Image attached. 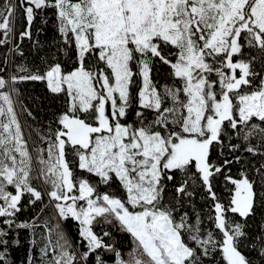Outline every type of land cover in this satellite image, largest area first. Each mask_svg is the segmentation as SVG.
Returning <instances> with one entry per match:
<instances>
[{"label": "snow or ice", "instance_id": "1", "mask_svg": "<svg viewBox=\"0 0 264 264\" xmlns=\"http://www.w3.org/2000/svg\"><path fill=\"white\" fill-rule=\"evenodd\" d=\"M49 14L54 59L71 67L55 59L0 75V264H14L20 230L30 234L27 264H109L106 253L114 264H255L249 246L264 264V225L247 230L264 214V163L259 190L245 171L231 174L243 166L237 153L264 158V0H4L0 47L18 38L10 51L23 56L19 44ZM27 81L63 104L35 156L12 99ZM200 191L206 214L193 206ZM109 228L131 237L127 258Z\"/></svg>", "mask_w": 264, "mask_h": 264}, {"label": "trees", "instance_id": "2", "mask_svg": "<svg viewBox=\"0 0 264 264\" xmlns=\"http://www.w3.org/2000/svg\"><path fill=\"white\" fill-rule=\"evenodd\" d=\"M13 2L15 3V0H13ZM3 3L4 0H0V5ZM41 19L42 18L38 17L37 20L34 21L32 29L33 39H25L19 44L20 50L24 53L23 56L10 51L13 45L18 42V38L13 39V44L0 47V67L5 69L0 72V75L5 79H8L12 75L19 74L17 73V68L20 65H25L32 70H36L37 67L43 70L46 68L47 64L55 62V59H61L64 61L66 67H71V62L69 61L68 56L56 53L54 59L53 53L55 48L59 47L57 44L58 35L55 24L53 23L54 17H51V14H49V22L47 25H42ZM22 24V18L17 19L15 27L17 34L23 30ZM41 28H43V31H40ZM36 41H39V43L37 44ZM5 57H7L6 64L4 63ZM159 79L161 82L167 79L165 72H161ZM15 87L18 89V92L12 94L14 109L21 125L22 134L27 143L28 150L33 156H35L36 147L46 148V144L41 140V136H47L50 125L54 127L52 122L62 109L63 104L59 98L55 97L48 91L44 83L27 81L18 83ZM3 91H8V89H4ZM29 113H31V115H29ZM256 122L259 123V121ZM240 135L242 136L243 133ZM232 142L243 144V141L238 140L235 136L232 137ZM250 142L255 145L257 139H253ZM261 151H264V148H262ZM237 155L243 156V166H232L231 174L235 178H239V171H245L251 179L257 181L259 190L260 181L256 169L260 167L261 163H264V158L258 155L252 156L246 152L237 153ZM227 187L230 188L232 186L228 185ZM169 189H171L170 183ZM101 191H103V189H101ZM216 191L225 201L227 200L229 193L226 190L222 179L217 182ZM116 194L119 195L120 193L117 192ZM169 195H171V193H169ZM204 195L205 194L200 191L193 201V206L196 211L206 214L208 212L207 202L201 198ZM41 206L42 205L26 206L24 210L18 214L19 220L30 222L36 217L38 208ZM193 206L186 205V210L189 213H192ZM51 215L52 210L50 208L46 209L41 216V219H43L44 216ZM53 223H55V221H53ZM262 225H264V214L258 212L256 216L249 218L247 230L250 234L258 236L262 231ZM63 227L66 234L75 243L77 239L76 224L69 220L63 222ZM96 230H100L99 226H97ZM109 230L112 231L113 235V239L110 242L114 243L116 247L122 251L125 258H127L128 253L133 247L131 237L116 229L109 228ZM29 235L30 234L27 230H20V245L15 247L11 253V258L13 259L14 264H27ZM105 239L107 240V238ZM241 250L246 255L251 256L254 259L255 264H259V261L255 259L256 253L251 249V246L248 248H242ZM105 258L109 261V264H114L113 256L111 254L106 253ZM218 262L219 258H217V264Z\"/></svg>", "mask_w": 264, "mask_h": 264}]
</instances>
